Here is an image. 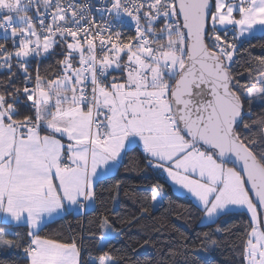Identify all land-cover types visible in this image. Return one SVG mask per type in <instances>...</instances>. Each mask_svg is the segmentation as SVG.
Returning <instances> with one entry per match:
<instances>
[{
  "label": "snow or ice",
  "instance_id": "1",
  "mask_svg": "<svg viewBox=\"0 0 264 264\" xmlns=\"http://www.w3.org/2000/svg\"><path fill=\"white\" fill-rule=\"evenodd\" d=\"M101 5L97 21L87 3L75 0H0V30L12 40L11 49L0 43V68L9 72L0 81V215L28 226L14 238L0 229V250L22 249L27 264H131L126 251L119 257L101 251L85 261L83 237L78 243L76 235L36 230L46 218L94 212L104 192L116 203L123 190L140 206L135 216L117 217L121 224L163 207L166 189L158 181L129 193L114 179L124 166L166 173L198 201L202 223L246 207L251 216L238 237L239 254L243 264H264V211L258 210H264V113L252 119V102L264 100V56L233 70L238 42L257 26L264 30V0ZM33 10L35 17L28 14ZM128 22L134 34L121 30ZM57 47L63 58L55 69L41 72L37 65L33 75L31 58ZM13 59L22 89L12 84ZM136 146L143 168L139 161L124 165ZM108 213L88 221V239L100 249L121 234ZM202 236L179 254L217 243L209 232Z\"/></svg>",
  "mask_w": 264,
  "mask_h": 264
},
{
  "label": "trees",
  "instance_id": "2",
  "mask_svg": "<svg viewBox=\"0 0 264 264\" xmlns=\"http://www.w3.org/2000/svg\"><path fill=\"white\" fill-rule=\"evenodd\" d=\"M126 34L130 35L134 32H127ZM0 43H5L6 47L11 49L12 40L10 36L6 38L0 35ZM238 43L240 47L233 63L234 71H243L245 68L254 66L250 57L264 56V49L260 47L261 44H264V34L243 38ZM250 45H254V47L250 48ZM60 51L61 49L57 47L55 53L39 58L32 57L29 71L35 75L37 65H39L41 72H44L49 66H52L50 71L54 70L56 61L63 58L59 55ZM13 65L16 77L12 84L22 89L23 76L15 68V59H13ZM8 76V70L0 68V81H6ZM245 79L246 77H241V82ZM4 90L3 87H0V91ZM7 90L11 91V88ZM21 111L26 112L27 109L22 108ZM252 112L254 114L252 119H256L261 113H264V100H254ZM137 161H139V167L143 168L142 149L139 146L128 153L124 159V165L131 168ZM114 179L123 180L125 182L124 188L129 193H140L144 191L145 186L158 181L166 189L163 207L150 208V215L140 219L135 224H121L117 217L130 218L135 216L139 213L140 206L134 204L124 194L123 190L116 203L111 202L109 194L104 192L94 212L88 211L87 215H80L76 212L66 214L45 224L38 231L39 234L61 237L76 235L78 243L80 242L79 237H83V243L87 245V248L82 252V259L85 261H88L89 254L98 256L101 251H110L113 256L117 257L126 251L131 264H161V261L166 262V264H243V259L239 254L240 240L238 237L243 233L244 226L250 221L248 213L244 210H233L229 215L221 216L214 223H202V213L198 209V204L188 195L175 192L164 172L152 171L151 169L140 173L126 172L124 166H121ZM111 183H114V180L107 181L103 187L107 188ZM132 185L136 187H132ZM106 208L109 209L108 214L112 218L115 228L120 229L121 234L110 241V248L105 245L103 249H100L95 246L94 241L88 239V221L104 212ZM3 225L9 227L5 230L9 234V238H14L12 235L14 233H26L28 231L27 224L4 223ZM233 225L236 227H232ZM217 227L225 229V231L216 232ZM230 228L231 231H228ZM205 232L211 233V239L217 241L215 245L208 246L207 251L186 252L183 256L179 254L183 251L182 245L184 244L189 247L199 245L203 240L202 234ZM182 237L186 239H182ZM145 240L149 243L144 244ZM169 250H174L178 254L173 257ZM0 261L3 264H27L22 249L0 250Z\"/></svg>",
  "mask_w": 264,
  "mask_h": 264
},
{
  "label": "crops",
  "instance_id": "3",
  "mask_svg": "<svg viewBox=\"0 0 264 264\" xmlns=\"http://www.w3.org/2000/svg\"><path fill=\"white\" fill-rule=\"evenodd\" d=\"M259 34H264V30H261L259 28V26H257V30L249 35V34H245V37L244 38H248V37H251V36H255V35H259ZM243 39V38H242ZM140 147V146H139ZM141 148V147H140ZM142 149V148H141ZM166 175V173H165ZM167 177V175H166ZM167 179L169 180L173 190L179 194H183V195H188L189 197H191L193 199V201L198 204V201H196V199L190 194L188 193V191H186V189H182V187L180 185H176L173 181L170 180V178L167 177ZM64 215H61V216H54L52 218H46L45 220H43L40 224V226H38V228L36 229L37 231H39L45 224H47L48 222L50 221H53L59 217H62ZM4 223H7V224H26V223H22V222H15V221H12L10 218L8 219H5L2 215H0V229H3V230H6L8 229L9 227H6V225H3Z\"/></svg>",
  "mask_w": 264,
  "mask_h": 264
},
{
  "label": "built area",
  "instance_id": "4",
  "mask_svg": "<svg viewBox=\"0 0 264 264\" xmlns=\"http://www.w3.org/2000/svg\"><path fill=\"white\" fill-rule=\"evenodd\" d=\"M75 2L77 4L87 3L90 6V16L95 17L97 21H102L101 13L97 12V8L102 6L101 0H75ZM41 11H43L42 8ZM28 14L33 17H35L36 15L35 10L30 11ZM104 16H107V13H105ZM125 20H128V18L125 17ZM121 30L124 31L125 33L134 32V27L131 22H128V23H124L121 26ZM0 35H3L5 37V33L3 32V30H0Z\"/></svg>",
  "mask_w": 264,
  "mask_h": 264
},
{
  "label": "rangeland",
  "instance_id": "5",
  "mask_svg": "<svg viewBox=\"0 0 264 264\" xmlns=\"http://www.w3.org/2000/svg\"><path fill=\"white\" fill-rule=\"evenodd\" d=\"M187 191V190H186ZM233 210H244L246 213H248V216H249V219H250V216H251V213L248 212V210L246 209V207L244 208H241V207H234ZM232 210V211H233ZM204 223H208V222H204Z\"/></svg>",
  "mask_w": 264,
  "mask_h": 264
},
{
  "label": "water",
  "instance_id": "6",
  "mask_svg": "<svg viewBox=\"0 0 264 264\" xmlns=\"http://www.w3.org/2000/svg\"><path fill=\"white\" fill-rule=\"evenodd\" d=\"M260 210V209H259ZM260 211H264V210H260Z\"/></svg>",
  "mask_w": 264,
  "mask_h": 264
}]
</instances>
